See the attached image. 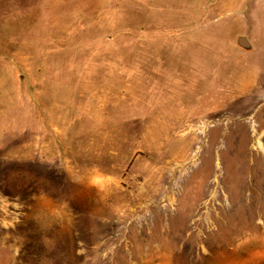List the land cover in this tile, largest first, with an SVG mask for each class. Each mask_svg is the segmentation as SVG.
I'll return each instance as SVG.
<instances>
[{"label": "rangeland", "instance_id": "1", "mask_svg": "<svg viewBox=\"0 0 264 264\" xmlns=\"http://www.w3.org/2000/svg\"><path fill=\"white\" fill-rule=\"evenodd\" d=\"M261 52L264 0H0V264H264Z\"/></svg>", "mask_w": 264, "mask_h": 264}, {"label": "water", "instance_id": "2", "mask_svg": "<svg viewBox=\"0 0 264 264\" xmlns=\"http://www.w3.org/2000/svg\"><path fill=\"white\" fill-rule=\"evenodd\" d=\"M238 45L245 50L250 48L248 41H246L244 38H239Z\"/></svg>", "mask_w": 264, "mask_h": 264}, {"label": "bare ground", "instance_id": "3", "mask_svg": "<svg viewBox=\"0 0 264 264\" xmlns=\"http://www.w3.org/2000/svg\"><path fill=\"white\" fill-rule=\"evenodd\" d=\"M256 54H257V53H256ZM259 54H262V55H263L262 57L264 58V53L261 52V53H259ZM254 57H255V56H254ZM262 60H263V59H262ZM263 64H264V63H263ZM225 99H226V98H225ZM221 111H222V110H221ZM225 111H226V110H225ZM227 112H228V111H227ZM222 114H223V113H222ZM224 114H225V113H224ZM223 116H224V115H223ZM218 117H219V116H218ZM254 126H255V125H254ZM258 127H259V126H258ZM187 138H188V137H187Z\"/></svg>", "mask_w": 264, "mask_h": 264}, {"label": "crops", "instance_id": "4", "mask_svg": "<svg viewBox=\"0 0 264 264\" xmlns=\"http://www.w3.org/2000/svg\"><path fill=\"white\" fill-rule=\"evenodd\" d=\"M264 59V58H263Z\"/></svg>", "mask_w": 264, "mask_h": 264}]
</instances>
